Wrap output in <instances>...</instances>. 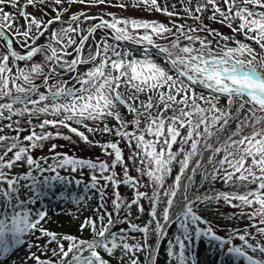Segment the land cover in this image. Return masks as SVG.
I'll list each match as a JSON object with an SVG mask.
<instances>
[{"label":"snow or ice","instance_id":"obj_1","mask_svg":"<svg viewBox=\"0 0 264 264\" xmlns=\"http://www.w3.org/2000/svg\"><path fill=\"white\" fill-rule=\"evenodd\" d=\"M129 7L166 19L105 11ZM54 182L98 197L80 235L46 226ZM197 241L264 264V0H0V264H201Z\"/></svg>","mask_w":264,"mask_h":264},{"label":"rangeland","instance_id":"obj_2","mask_svg":"<svg viewBox=\"0 0 264 264\" xmlns=\"http://www.w3.org/2000/svg\"><path fill=\"white\" fill-rule=\"evenodd\" d=\"M112 2L114 3L115 0H112ZM77 7L73 8V11H76ZM9 11H12V9H9ZM28 11H33L31 8L28 9ZM93 13H96L99 11V9H93L92 10ZM105 11L108 12H114L117 15H122V16H134V17H143V18H147V19H159V20H165V17L160 16L159 14H152L149 15L146 12H142L140 10H136L133 9L131 7H129L126 11H121L118 8H106ZM37 15H39L37 13ZM217 27H219V25H217ZM224 32H228V30L222 29ZM98 36L100 35L99 33L97 34ZM75 139V138H74ZM102 139L107 140L109 139V137L105 136L102 137ZM59 143H63V144H67V142L65 141H59ZM123 147V145H122ZM63 151H68L69 154H71L72 152H75V154L77 156H81V157H85V158H92L95 159L97 156H100L101 159H107V157H104L101 153L99 149H94V148H88L87 146L83 145L82 143L78 142L77 145H68V147H66L65 149H62ZM47 153V148H45L42 152L41 151H37L35 153V155L39 156V155H44ZM127 150L125 151V156H127ZM117 171H119V169H117ZM63 175H67V173L62 172ZM133 175H135L136 173L133 171L132 172ZM82 179H84L85 181H87L88 179V171L84 170V175L82 177H80ZM217 188H222L223 185L217 183L216 185ZM60 188V185H56L55 182L53 183V186L51 188L48 187H42L41 191H44L47 193V195L45 197L41 198V206L43 207H47L49 210V215L52 217L51 221L49 222L48 225H46L47 227L51 228L54 231H58V232H67V233H71L73 235H80V233H78L77 228H78V224L80 222V220H82L85 216H88V210L86 207V210L81 214L80 212H78L77 207L75 206H69L66 202H63L59 199V193L57 191V189ZM143 190V189H142ZM120 194L121 196L126 199V200H130L132 197V191L127 188L126 186H121L120 189ZM56 192L57 193V198H54L52 196V193ZM107 195L110 198L112 195V188L109 187L107 189ZM144 206H145V214L144 215H139V217L141 218L140 220H135V223L138 224H143L147 219V202H143ZM111 205V201L109 199V207ZM133 211L136 212L135 207L133 208ZM221 212L223 213H230L232 210L225 207H222L220 209ZM212 212L215 215V218L213 221L214 224H216L219 227V234L221 236H224V225L226 223H230L228 221H226L225 219H223L219 213H217L215 211V209L212 210ZM77 217H79V219H77ZM231 226H235V225H231ZM242 226V224L240 225ZM175 225H173L172 230H175ZM170 230V235H171V231ZM84 238H88V233L85 232L83 233ZM235 243L237 245L240 244V242L237 240L235 241ZM203 245L201 244V242H199L198 245V241L195 244V248L200 250V260L203 257ZM27 248L28 245L27 243H25L23 246H20L18 248V250L14 251V253L11 256V260L17 262V264H20L21 262V258L27 255ZM32 251H36L35 248L32 249ZM202 263V261H201ZM5 264H9L8 261H5ZM29 264H32L31 261H29ZM236 264H238V262H236Z\"/></svg>","mask_w":264,"mask_h":264},{"label":"trees","instance_id":"obj_3","mask_svg":"<svg viewBox=\"0 0 264 264\" xmlns=\"http://www.w3.org/2000/svg\"><path fill=\"white\" fill-rule=\"evenodd\" d=\"M47 175V174H46ZM63 186H61L62 188ZM82 188H83V185L80 186V188H75L74 185H69L68 186V189L67 191H70L72 192L73 195H85L82 191ZM59 193V192H58ZM67 194V193H65ZM60 195V193H59ZM87 195H92V199L87 201V208L89 210V216L92 215L93 213V210L94 208L96 207L97 203H98V197L93 195L92 193H88ZM68 201L69 204H74V203H71L70 200H66ZM75 205V204H74ZM178 210V209H177ZM213 210V209H212ZM212 210H209L207 212L204 213L205 217L209 220H211L212 222L215 221L214 218H215V215L214 213L212 212ZM133 211V210H132ZM139 215V213L133 211V216H132V219L133 221L135 222V220H140L141 218L139 217V219H136V217ZM120 227H126V225H120ZM141 259L143 260V256L141 255Z\"/></svg>","mask_w":264,"mask_h":264},{"label":"bare ground","instance_id":"obj_4","mask_svg":"<svg viewBox=\"0 0 264 264\" xmlns=\"http://www.w3.org/2000/svg\"><path fill=\"white\" fill-rule=\"evenodd\" d=\"M199 242H200V241H198V245H199ZM202 255H203V257H202V259H201V261H202L201 264H204L205 260H207L208 257L206 256V253H205V252H204ZM237 262H238V261H237ZM238 264H239V262H238Z\"/></svg>","mask_w":264,"mask_h":264}]
</instances>
